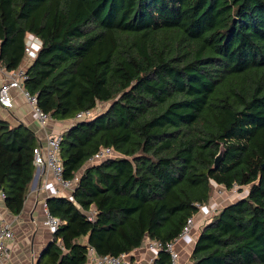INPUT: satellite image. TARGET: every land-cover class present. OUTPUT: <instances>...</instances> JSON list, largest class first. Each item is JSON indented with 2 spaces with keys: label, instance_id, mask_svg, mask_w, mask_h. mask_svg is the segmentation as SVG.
Wrapping results in <instances>:
<instances>
[{
  "label": "trees",
  "instance_id": "1",
  "mask_svg": "<svg viewBox=\"0 0 264 264\" xmlns=\"http://www.w3.org/2000/svg\"><path fill=\"white\" fill-rule=\"evenodd\" d=\"M29 33L40 43L24 86L37 106L61 120L109 102L61 133L63 177L77 181L45 200L61 223L36 264L174 240L214 183L248 189L202 225L190 264H264V0H0L2 67L23 62ZM38 144L27 124L0 116V189L12 214ZM105 146L119 155L87 164ZM152 264H170L169 252Z\"/></svg>",
  "mask_w": 264,
  "mask_h": 264
},
{
  "label": "crops",
  "instance_id": "2",
  "mask_svg": "<svg viewBox=\"0 0 264 264\" xmlns=\"http://www.w3.org/2000/svg\"><path fill=\"white\" fill-rule=\"evenodd\" d=\"M5 80V75L0 72V84ZM11 93L14 99L13 107L10 109L0 107V116L12 124L19 121L27 124L34 130L39 144H44L47 134L62 132L73 122L72 118L53 119L54 122L41 125L36 120L31 104L25 99L22 92L18 89H11ZM62 120H67V124H63ZM74 184L75 182L70 188L62 187L54 179L50 170L36 166L22 210L18 214H12L5 207L3 198H0V217L9 221L14 231V237L5 240L8 248L3 264H36L41 250L52 238V233L43 223L45 218L43 202L51 195L69 196ZM216 200L218 197L215 194L211 195L208 202L203 204L199 211L194 214L195 223L191 232L176 239L175 247L179 252L178 264H190V252L202 222H207L216 212V209H219L213 207ZM148 239L146 237L143 244L129 252L131 261L136 264H152L157 252L145 246ZM56 242L60 243V239ZM0 264L2 263L0 262Z\"/></svg>",
  "mask_w": 264,
  "mask_h": 264
},
{
  "label": "built area",
  "instance_id": "3",
  "mask_svg": "<svg viewBox=\"0 0 264 264\" xmlns=\"http://www.w3.org/2000/svg\"><path fill=\"white\" fill-rule=\"evenodd\" d=\"M39 39L29 33L26 37V42L24 45V58L26 62H22L17 68L13 70H7L0 65V72L5 75V81L0 84V107L5 109H10L13 107L14 99L11 93V89H18L22 92L25 99L31 104L35 118L40 122L41 125L47 123L48 119L51 118L49 113L43 111L36 104V97L34 94H30L24 86V79L26 78L25 70L29 60L33 59L37 54V49L39 46ZM94 112L92 110L86 109L81 110L75 114L72 121H76L81 118L91 116ZM61 133H50L47 134L44 144H38L33 148V161L37 167H45L50 170L54 179L62 186L70 188L72 183H76L77 177L73 179H65L63 177V165L59 157V142L61 139ZM119 155L117 151L109 146H105L97 150L93 155L87 159V164H92L99 162L106 157H114ZM216 186L218 184L214 183ZM75 185V184H74ZM74 188V186H73ZM72 188V189H73ZM0 198H4V193L0 189ZM200 205L199 207H201ZM43 207L45 211V218L43 223L47 226L49 232H54L57 226L61 223V220L51 215L47 210L46 201L43 202ZM88 218L92 219V210L87 212ZM195 223L194 215L189 216L180 232L179 237L186 235L191 232L192 227ZM14 237V231L9 221L5 218L0 217V262L3 264L6 259V252L8 245L5 242L6 239H12ZM178 238V237H177ZM176 238V239H177ZM160 241L158 239L149 238L146 241L145 246L153 251H158V249L164 248L169 252L170 264H178L179 252L175 247V241ZM57 241L59 240L56 239ZM86 264H136L129 258V252H121L118 255L111 254H98L95 252L94 248L88 246L87 248V262Z\"/></svg>",
  "mask_w": 264,
  "mask_h": 264
},
{
  "label": "rangeland",
  "instance_id": "4",
  "mask_svg": "<svg viewBox=\"0 0 264 264\" xmlns=\"http://www.w3.org/2000/svg\"><path fill=\"white\" fill-rule=\"evenodd\" d=\"M23 60H24L23 62H26V58H24ZM108 104H109V102H100L97 104L96 108L92 110V112H97V111H100L101 109H105L108 106ZM52 122H54L53 118H49L47 121V123H52ZM62 122H63V124H67V120H62ZM247 189H248L247 185L244 186L241 191H239L237 186H233L231 189H226L222 185L218 184V186H216L214 184L212 196H213V194H215V196L218 197V200H216V204L213 207L214 208H221L225 204H227L233 200H236L237 198L244 195L247 192ZM216 211H217V209H216ZM204 223L205 222H202L201 225H203Z\"/></svg>",
  "mask_w": 264,
  "mask_h": 264
},
{
  "label": "water",
  "instance_id": "5",
  "mask_svg": "<svg viewBox=\"0 0 264 264\" xmlns=\"http://www.w3.org/2000/svg\"><path fill=\"white\" fill-rule=\"evenodd\" d=\"M222 153H223V146L221 145L218 152L216 153L214 157V165H217L218 162L221 160Z\"/></svg>",
  "mask_w": 264,
  "mask_h": 264
}]
</instances>
